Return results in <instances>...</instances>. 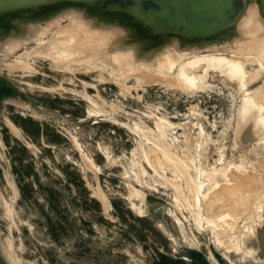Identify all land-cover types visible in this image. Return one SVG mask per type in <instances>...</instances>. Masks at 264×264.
I'll return each instance as SVG.
<instances>
[{
    "label": "rangeland",
    "instance_id": "rangeland-1",
    "mask_svg": "<svg viewBox=\"0 0 264 264\" xmlns=\"http://www.w3.org/2000/svg\"><path fill=\"white\" fill-rule=\"evenodd\" d=\"M48 2L0 14V259L264 264V0L147 48Z\"/></svg>",
    "mask_w": 264,
    "mask_h": 264
},
{
    "label": "water",
    "instance_id": "water-1",
    "mask_svg": "<svg viewBox=\"0 0 264 264\" xmlns=\"http://www.w3.org/2000/svg\"><path fill=\"white\" fill-rule=\"evenodd\" d=\"M41 1L93 5L113 14L108 17L130 21L147 38L167 35L187 40H207L230 30L244 6V0H0V14ZM0 264L6 263L0 259Z\"/></svg>",
    "mask_w": 264,
    "mask_h": 264
},
{
    "label": "bare ground",
    "instance_id": "bare-ground-1",
    "mask_svg": "<svg viewBox=\"0 0 264 264\" xmlns=\"http://www.w3.org/2000/svg\"><path fill=\"white\" fill-rule=\"evenodd\" d=\"M43 2L45 3V5L42 4ZM46 2L49 3L48 1H42V3L40 2V4H42L43 7H45V6L47 5ZM37 3H39V2H37ZM37 3H36V4H37ZM30 4H31V3H30ZM40 4H39V6H40ZM49 4L51 5L52 3L50 2ZM24 5H26V4H24ZM24 5H22V6H24ZM42 5H41V6H42ZM53 5H54V3H53ZM31 6H32V5H31ZM31 6H30V7H31ZM36 6H38V4H37ZM51 6H52V5H51ZM51 6H50V7H51ZM30 7L26 6V9H25V10H27V8H30ZM47 7H49V6H47ZM50 7H49V8H50ZM19 8H23L22 10H24L25 6H24V7L19 6ZM32 8H33V7H31V9H28V11H29V10H33ZM39 8H40V7H39ZM35 9H38V7H36ZM41 9H42V8H41ZM17 10H18V9H17ZM17 10H16V11H17ZM20 10H21V9H20ZM20 10H19V11H20ZM25 10H24L23 12H25ZM39 11H40V10H39ZM45 11H46L47 14H48V11H47V10H45ZM17 12H18V11H17ZM26 12H27V11H26ZM36 12H38V10H36ZM49 12H51V11H49ZM7 13H8V12H7ZM18 13H19V14H23V13H20V12H18ZM29 13H30V12H29ZM33 14H34V13H33ZM37 15H38V14H37ZM44 15H46V14H44ZM108 15H109V14H108ZM23 16H24V14H23ZM35 16H36V14H35ZM24 17H25V16H24ZM26 17H27V16H26ZM32 18H33V17H32ZM106 18H108V17H106ZM29 19H30V18H29ZM33 19H34V18H33ZM108 19H110V18H108ZM113 19H114V18H113ZM37 20H38V19H37ZM97 20H98V19H97ZM97 20H96L95 22H97ZM110 21H111V20H110ZM130 23H131V22H130ZM125 26H126V25H125ZM259 26H260V25H259ZM126 27H127V26H126ZM129 28H130V27H129ZM129 28L126 29V32H128L127 30H132V31H133V33H131L132 36H130V37H133L134 39H136L138 36H140V35H138V33H137V30L139 29L138 27H137L138 29H137V28H136V29H131V28L129 29ZM134 28H135V27H134ZM112 29H113V28H112ZM105 30H106V29H105ZM124 30H125V29H124ZM134 30H135L136 32H134ZM255 30H256V29H255ZM255 30H254V31H255ZM111 31H112V30H111ZM132 31H130V32H132ZM138 31L141 33L142 30H138ZM261 31H262V30H259V32H261ZM90 33H91V32H90ZM114 33H115V32H114ZM116 33L118 34V32H116ZM135 33H137V35H138L137 37H136ZM140 33H139V34H140ZM262 33H263V32H262ZM262 33H259V34H262ZM111 34H112V33H111ZM131 34L129 33L128 35H131ZM133 34H134V35H133ZM141 34H142V33H141ZM84 35H85V34H84ZM88 35H89V34H88ZM113 35H116V34H113ZM89 36H90V35H89ZM96 36H97V35H96ZM103 36H105V35H103ZM134 36H135L136 38H135ZM143 36H145V35H143ZM143 36H140V37L137 38V39H140V38H142ZM163 36H164V35H163ZM106 37H107V36H106ZM145 37H146V36H145ZM104 38H105V37H103V38H99V39H101L100 41H102V39H104ZM112 38H114V36H113ZM117 38H118V37H117ZM133 38H132V39H133ZM99 39H98V41H99ZM107 39H108V38H107ZM114 39H115V38H114ZM129 39H130V38H129ZM145 39H147V40L145 41V40H144V37H143V39L140 40V41H142V42L145 41V42H146V43H144L145 46H146V48H147V46H148L147 43H148V44H149V43H150V44H153V43H154L153 45L157 44V42L155 43L154 40H153V39H155V38H152L153 41L150 40L151 38H150V39L145 38ZM183 39H184V38H183ZM148 40H150V41H148ZM161 40H162V39H161ZM161 40H160V41H161ZM262 40H263V39H261V41H258V42H260L261 45L263 44V43H262ZM118 41H119V40H118ZM118 41H116V42H118ZM138 41H139V40H138ZM155 41H157V38H156ZM83 42L85 43L86 41L83 40L82 43H83ZM116 42H115V43H116ZM152 42H153V43H152ZM188 42H189V41H188ZM258 42H257V43H258ZM64 43H65V42H64ZM64 43H63V44H64ZM78 43H79V42H78ZM84 43H83V44H84ZM101 43H102V42H101ZM107 43H109V41H108ZM115 43H114V44H115ZM132 43H133V41H132ZM140 43H141V42H140ZM250 43H252V42H250ZM92 44H93V43H92ZM92 44H91V45H92ZM141 44H142V43H141ZM150 44H149V45H150ZM254 44H255V41H254ZM254 44H253V45H254ZM93 45H94V44H93ZM93 45H92V46H93ZM256 45H257V44H256ZM263 45H264V44H263ZM110 46H111V45H109V48H108V49H111V47H112L113 45H112L111 47H110ZM150 46H151V45H150ZM136 47H137V46H136ZM143 48H144V47H143ZM85 49H86V48H85ZM87 49H88V47H87ZM89 49H90V48H89ZM108 49H107V51H108ZM103 50H104V49H103ZM99 51H100V50H99ZM99 51H97V53H99ZM94 53H95V51H94ZM99 54H100V53H99ZM106 54H108V52H107ZM101 55H102V54H101ZM141 55H142V54H141ZM114 59H115V58H114ZM161 64H162V63H161ZM156 71H157V70H156ZM161 77H162V76H161ZM244 132H245V131H244ZM243 134H244V133H243ZM241 138H242V137H241ZM241 141H242V139H241ZM236 181H237V180H236ZM242 181H243V180H242ZM245 181H246V180H245ZM243 184H244V183H242V186H243ZM246 184H247V182H246ZM251 184H252V183H251ZM257 184H258V183H257ZM231 186H232V185H231ZM233 186H234V185H233ZM235 187H236V186H235ZM238 187H239V186H238ZM236 188H237V187H236ZM247 189H248V186H247ZM227 191H228V190H227ZM240 192H241V191H240ZM234 195H235V194H234ZM261 237H262V235H261ZM263 237H264V235H263ZM263 237H262V238H263Z\"/></svg>",
    "mask_w": 264,
    "mask_h": 264
},
{
    "label": "flooded vegetation",
    "instance_id": "flooded-vegetation-1",
    "mask_svg": "<svg viewBox=\"0 0 264 264\" xmlns=\"http://www.w3.org/2000/svg\"><path fill=\"white\" fill-rule=\"evenodd\" d=\"M4 81L0 80V83L4 86L2 87L3 89H0V102L2 101V99L7 95V85L5 83H3Z\"/></svg>",
    "mask_w": 264,
    "mask_h": 264
}]
</instances>
